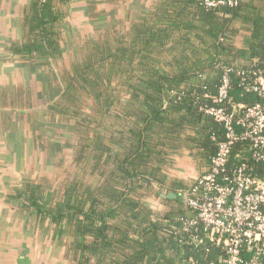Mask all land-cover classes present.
Here are the masks:
<instances>
[{
	"label": "trees",
	"instance_id": "obj_1",
	"mask_svg": "<svg viewBox=\"0 0 264 264\" xmlns=\"http://www.w3.org/2000/svg\"><path fill=\"white\" fill-rule=\"evenodd\" d=\"M117 1L28 0L24 6L22 37L9 42L7 59L29 68L41 88L4 87L0 108L30 111L7 115L30 118L31 145L56 172L23 179L7 200L52 250L63 247V264L217 262L220 248L187 245L175 234L194 213L162 193L190 188L173 175L182 160L208 170L223 131L203 109L218 105L212 97L225 68L233 69L230 108L262 102L245 92L240 73L251 81L264 71V0L215 9L205 0H134L141 12L129 7L119 25H96L105 12L99 4ZM74 3L86 4L97 29L67 48L66 58L62 42L69 40ZM64 59L59 79L54 65ZM249 165L263 176L257 163Z\"/></svg>",
	"mask_w": 264,
	"mask_h": 264
},
{
	"label": "built area",
	"instance_id": "obj_2",
	"mask_svg": "<svg viewBox=\"0 0 264 264\" xmlns=\"http://www.w3.org/2000/svg\"><path fill=\"white\" fill-rule=\"evenodd\" d=\"M240 1L205 0L204 5L234 8ZM232 72L224 69L217 96L212 97L218 105L203 109L221 126L223 139L208 170L180 195L194 215L183 219L175 234L187 245L220 248L223 255L211 264H264V71L255 72L251 81L240 73L245 92L258 95L262 102L230 108ZM250 159L262 177L253 174ZM189 264L205 263L192 257Z\"/></svg>",
	"mask_w": 264,
	"mask_h": 264
},
{
	"label": "rangeland",
	"instance_id": "obj_3",
	"mask_svg": "<svg viewBox=\"0 0 264 264\" xmlns=\"http://www.w3.org/2000/svg\"><path fill=\"white\" fill-rule=\"evenodd\" d=\"M28 0H0V4L3 7L2 11V19L3 25L5 28L0 27V41H5L7 36L18 37L17 29L13 28L12 26V17L14 12H18L19 8L24 4L27 3ZM101 9H104L105 12L103 13V18L101 22L96 23V25H104L111 23L112 25H119L120 21L122 22L123 19L127 15V10L130 7L131 10L134 12H141L142 7L140 3L134 2L131 5H126L123 0H118L115 4L109 3H102L99 4ZM87 6L84 3H74L69 7L70 16L67 18L68 26H66V32L69 33V40H65V43L62 42L64 47V56L66 58L69 56L67 48H75L83 43L85 40H88L91 35H94V27L97 29L96 25L94 26L91 24L90 19L88 18V13L86 11ZM16 10V11H15ZM8 27V29H7ZM11 32V34H10ZM65 34V31L63 35ZM22 37V34H21ZM65 45V46H64ZM7 49V48H6ZM5 49L0 47V52L3 53ZM2 56H0L1 58ZM3 59H7V52L3 55ZM1 58V59H2ZM69 60V59H68ZM66 59L63 62H59L55 64V72L57 73L56 76L60 79L61 71L68 63ZM1 61V60H0ZM9 61V58H8ZM3 65V64H2ZM6 66H0V84H9L12 85V90L14 92L19 93L22 89L26 92L27 87L33 88L35 83L32 82V78H35V75L30 73L29 68H25L21 66L19 62H9L5 64ZM61 81V80H60ZM22 86V87H21ZM37 89H40L41 86L36 84L35 86ZM35 88V89H36ZM5 110L4 108H0V115ZM16 112L17 114H27L29 110H14L11 109L10 112ZM37 113V112H36ZM40 113V112H39ZM15 115V114H14ZM12 118V121L8 119L7 116H3L0 122V159L1 162L8 164L11 173H14L17 181L16 184H19L25 178H36L41 177L43 175H51L52 173L56 172V169L52 166L45 165V154L38 150L35 146L31 145V137L25 131L28 129L30 130L31 120L30 118L26 119V121L18 122V120ZM4 122H8L11 125L13 123L12 129L15 130V126L17 127L16 130L19 131L17 135V140L14 142L10 140L11 131L8 129H1V124L3 125ZM8 131V132H6ZM17 134V133H16ZM20 138V139H19ZM22 139H25L22 140ZM66 163H70V156L66 157ZM196 170V169H195ZM194 171V170H193ZM174 172V170H173ZM175 172H182L181 170L175 169ZM150 207L156 208V205L153 203H149ZM63 247H58V254L56 255H48L46 261L50 264H56V259L59 258V252H62ZM43 253L39 254V259L43 258ZM58 257V258H57Z\"/></svg>",
	"mask_w": 264,
	"mask_h": 264
},
{
	"label": "crops",
	"instance_id": "obj_4",
	"mask_svg": "<svg viewBox=\"0 0 264 264\" xmlns=\"http://www.w3.org/2000/svg\"><path fill=\"white\" fill-rule=\"evenodd\" d=\"M26 4H24V6ZM24 6L22 5L19 8L18 12L15 10L16 12L13 13V17L11 19L13 25L12 27L17 29L18 31V37L15 36L11 38V36L9 35L7 36L8 39H6L5 41H0V47L2 49H5L3 53L0 52V56L2 57L4 54H6V48L9 42L11 40H17L21 38V15L23 13ZM2 11L3 7L0 4V19H2ZM3 24V21H0V27L5 28V26H1ZM1 58L0 66H6L5 64H8L10 62L6 58ZM4 87L11 88L12 85L0 84V92H2V88ZM4 110L5 113H1L0 115V122L3 116H7L8 119L12 121V118H14V114H10V116H8L7 112L9 111V108H4ZM9 113L11 112L9 111ZM14 116L15 119L18 120V122H21L19 121L20 116ZM12 125V122L11 125H9L8 122H4L3 125L1 124V129H8V131H11L10 140H12V138L15 136L13 130L8 127ZM1 161L2 160L0 159V264H50L46 261V258L48 257L49 253L51 256L58 254V248L52 250V248L46 244L45 238L42 236L40 237L34 232V228L26 218L25 212L18 210L8 202L7 195L12 187L17 185V179L14 173L10 172L9 165L5 164L4 162L2 163ZM175 169L181 170L182 172H175ZM173 170L175 179L185 180L188 185L193 183L195 178L202 173L203 169L201 167L199 168L196 161L194 160H182ZM171 193L176 194L174 192H166L162 193V197L168 198L167 196ZM178 196L181 197L180 195ZM170 200H178L179 202L184 203L183 199ZM155 205L156 207H159L158 203ZM41 253H43L44 255L40 260L39 254ZM63 254V251L59 252L60 256L59 258L57 257L58 259H56V264H63Z\"/></svg>",
	"mask_w": 264,
	"mask_h": 264
},
{
	"label": "water",
	"instance_id": "obj_5",
	"mask_svg": "<svg viewBox=\"0 0 264 264\" xmlns=\"http://www.w3.org/2000/svg\"><path fill=\"white\" fill-rule=\"evenodd\" d=\"M165 197V196H164ZM169 199H179V200H182L181 197H179L177 194H169L167 196Z\"/></svg>",
	"mask_w": 264,
	"mask_h": 264
}]
</instances>
